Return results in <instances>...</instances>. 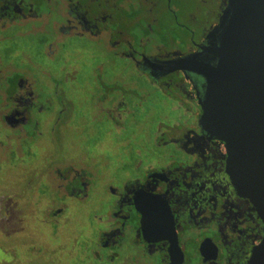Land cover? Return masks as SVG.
<instances>
[{"label":"flooded vegetation","instance_id":"flooded-vegetation-1","mask_svg":"<svg viewBox=\"0 0 264 264\" xmlns=\"http://www.w3.org/2000/svg\"><path fill=\"white\" fill-rule=\"evenodd\" d=\"M229 15L0 0V264H264V219L200 125Z\"/></svg>","mask_w":264,"mask_h":264},{"label":"water","instance_id":"water-1","mask_svg":"<svg viewBox=\"0 0 264 264\" xmlns=\"http://www.w3.org/2000/svg\"><path fill=\"white\" fill-rule=\"evenodd\" d=\"M228 7L217 64L204 71L200 125L225 144L232 183L264 219V0H228Z\"/></svg>","mask_w":264,"mask_h":264},{"label":"rangeland","instance_id":"rangeland-1","mask_svg":"<svg viewBox=\"0 0 264 264\" xmlns=\"http://www.w3.org/2000/svg\"><path fill=\"white\" fill-rule=\"evenodd\" d=\"M152 113V112H151Z\"/></svg>","mask_w":264,"mask_h":264}]
</instances>
